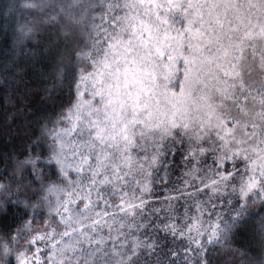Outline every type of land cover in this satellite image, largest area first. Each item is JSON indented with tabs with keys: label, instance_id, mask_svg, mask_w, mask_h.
I'll list each match as a JSON object with an SVG mask.
<instances>
[{
	"label": "snow or ice",
	"instance_id": "6c2138e0",
	"mask_svg": "<svg viewBox=\"0 0 264 264\" xmlns=\"http://www.w3.org/2000/svg\"><path fill=\"white\" fill-rule=\"evenodd\" d=\"M0 29L5 83L26 57L58 101L4 157L0 264H264V0H0Z\"/></svg>",
	"mask_w": 264,
	"mask_h": 264
},
{
	"label": "trees",
	"instance_id": "16d2710c",
	"mask_svg": "<svg viewBox=\"0 0 264 264\" xmlns=\"http://www.w3.org/2000/svg\"><path fill=\"white\" fill-rule=\"evenodd\" d=\"M10 39V35L6 36L3 29H0V180H6L7 176L4 173V157L6 154H11L14 149L22 147L26 138V133L34 129L36 121L43 116H47L54 110H58L56 103L48 99L44 92L40 90L39 78L33 68L25 62L26 57H20L17 61V67L22 71L20 75L23 79L14 86H8L5 83L3 61L6 41ZM11 71L16 69L11 68ZM62 98H66L62 97ZM208 162H211L209 156ZM170 180L168 184L157 183L154 185L155 196L158 198L153 202V206H159L160 202L167 196H175V193L169 192L166 189H179L180 181L183 177V162L180 160L179 154L175 157V163L170 165ZM163 169H161V172ZM180 210L183 211V200H176ZM22 208L13 205L11 201L5 206V209H0V227L5 224H10L15 227L16 217L19 215ZM39 223V220H37ZM247 238L245 231L239 232L235 240L243 242ZM171 240V237H169ZM182 241L177 238L176 245L179 246ZM171 246V245H170ZM219 259L222 261L224 256Z\"/></svg>",
	"mask_w": 264,
	"mask_h": 264
}]
</instances>
